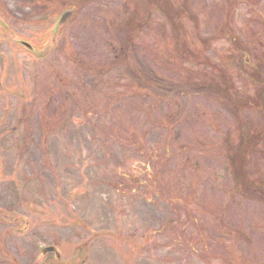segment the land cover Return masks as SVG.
<instances>
[{
  "label": "rangeland",
  "instance_id": "obj_1",
  "mask_svg": "<svg viewBox=\"0 0 264 264\" xmlns=\"http://www.w3.org/2000/svg\"><path fill=\"white\" fill-rule=\"evenodd\" d=\"M263 78L264 0H0V190L51 214L0 247L94 230L85 264H264Z\"/></svg>",
  "mask_w": 264,
  "mask_h": 264
},
{
  "label": "flooded vegetation",
  "instance_id": "obj_2",
  "mask_svg": "<svg viewBox=\"0 0 264 264\" xmlns=\"http://www.w3.org/2000/svg\"><path fill=\"white\" fill-rule=\"evenodd\" d=\"M30 55V54H29ZM14 130V129H12ZM16 130V129H15ZM1 131V130H0ZM13 189H15V191L17 192L16 194H13L12 196H10L12 194V192L10 191V187L8 188H1L0 190V195L1 192L5 193L7 192L9 195L6 196V201H2L0 200V222L4 221L3 223L5 224H12V229L13 232H15L16 234H22L26 232V230H28L30 223L32 224V222L35 224H44L46 222V218H44L43 216L45 214L47 215H51L48 209H45L44 207H35V205L33 203H29V205H27L28 210H30V212H32V214L35 213V218L34 220H29V217L27 218H23V215L20 214V210H22V199H21V192H20V186L16 185L12 187ZM14 191V192H15ZM9 201V199H11ZM34 205V206H33ZM19 212V213H18ZM64 218V217H63ZM68 220H66V222L70 225H74V224H78V226L80 228L83 229H88L89 231H91L92 229L87 227L88 225H86L83 221H81L80 219L78 220V218H75V216L72 214H68L66 217ZM65 218V219H66ZM7 222H6V221ZM58 221V219H57ZM60 221V220H59ZM67 223H61V224H67ZM19 224V225H17ZM39 229L43 226H38ZM7 230H10L9 228ZM87 230V231H88ZM46 231H48V233H46ZM29 232V231H27ZM26 232V233H27ZM37 231H32L31 232V236H35ZM55 231L51 230V229H46L44 231L45 236H50V239H53L55 236ZM108 233V232H107ZM112 234L111 232L109 233V235ZM26 235V234H25ZM98 235L99 236V232H94V230L91 231V235L89 236L88 239L83 238L82 241H79L77 244H75L72 248H70V250L72 251L73 256H65L64 257V251L63 248L60 244L59 241L57 242H53V243H46L43 244L41 246L38 247V256L36 257V259H34V261L31 264H85L88 261V257L90 254V251L86 250L83 246L88 244V242L90 241L91 238H93L94 236ZM113 235V234H112ZM2 235H0L1 237ZM56 237V236H55ZM58 238V237H56ZM2 238H0L1 240ZM45 249H43V248ZM41 248L43 249V251H41ZM134 248V247H133ZM85 249V250H84ZM134 250L136 251L137 249L134 248ZM0 252L5 253L6 257H9V261L10 264H26V263H21L19 261V259H16V257H12V255L10 253H8L6 251V248L4 247H0ZM51 255L52 257L50 259H47L46 261V257L47 255ZM47 262V263H46Z\"/></svg>",
  "mask_w": 264,
  "mask_h": 264
},
{
  "label": "water",
  "instance_id": "obj_3",
  "mask_svg": "<svg viewBox=\"0 0 264 264\" xmlns=\"http://www.w3.org/2000/svg\"><path fill=\"white\" fill-rule=\"evenodd\" d=\"M73 14V10L72 9H69L67 11H63L60 15H58L57 17V23L55 24V29L57 28L58 29V26L59 25H62L66 22H68V20L71 18ZM9 40L15 42V43H18L21 47H23V49H26L33 52L35 55H43L45 53H47L49 50L52 49L53 47V39L52 40H49L48 43H47V46H46V50H43L42 52H40V54L38 53L39 51H37L33 45H31L27 40L21 38V37H18V36H13V37H10L8 36L7 37Z\"/></svg>",
  "mask_w": 264,
  "mask_h": 264
},
{
  "label": "trees",
  "instance_id": "obj_4",
  "mask_svg": "<svg viewBox=\"0 0 264 264\" xmlns=\"http://www.w3.org/2000/svg\"><path fill=\"white\" fill-rule=\"evenodd\" d=\"M163 5H164V3L163 4H161V3H158V4H156V6H155V11H157L159 14H161L162 16H168V14H169V9H167L165 6H164V10H163ZM166 6H168V5H166ZM170 6V5H169ZM182 46H185V45H182ZM120 53V52H119ZM117 55V54H116ZM183 56V55H182ZM88 76H89V74H88ZM263 81H264V78H263ZM194 87H199V86H194ZM262 100L264 101V97H263V95H262ZM198 119V118H197ZM197 119H195L196 121H198ZM232 159H231V162L233 161V163L235 164V169H234V172H236V173H239V171H238V168H237V166H239L240 167V159H241V153H239L238 152V150H236V152L232 155ZM125 176V175H124Z\"/></svg>",
  "mask_w": 264,
  "mask_h": 264
}]
</instances>
